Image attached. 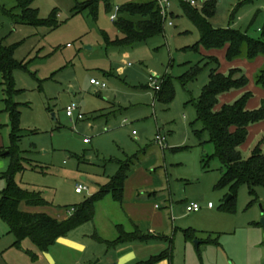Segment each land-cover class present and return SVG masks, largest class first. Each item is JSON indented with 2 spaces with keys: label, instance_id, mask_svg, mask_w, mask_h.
I'll list each match as a JSON object with an SVG mask.
<instances>
[{
  "label": "rangeland",
  "instance_id": "obj_1",
  "mask_svg": "<svg viewBox=\"0 0 264 264\" xmlns=\"http://www.w3.org/2000/svg\"><path fill=\"white\" fill-rule=\"evenodd\" d=\"M74 1L32 2L31 8L38 11L39 19L47 20L53 13L57 14V26L53 28L14 24V19L0 10V39L3 38L7 46L18 44L14 58L23 61L27 68V72L14 73L15 88L20 92L13 101L21 109L20 147L36 167L31 170L26 165L27 170L14 176L15 184L24 191L38 194L44 201L45 205L35 208L36 212L62 221L69 217L68 211L108 186L118 167L106 161L119 159L122 163L126 156L128 159L137 156L133 157L136 161L133 160L132 167L137 164L150 173L143 177L136 175L133 181L153 182L155 187L169 192L175 216L181 223L193 225L197 232L188 264H231L233 261L246 264L255 257L259 259V251L253 247L248 249L245 242L255 246L253 233L256 224L260 225L264 219V189H256L257 201L251 203L247 187L241 186L232 202L233 211L222 210L221 206L227 204L232 195L228 187L215 188L221 165L211 158L213 146L207 141V134L201 135L202 146L193 134L202 126L196 121L192 103L198 100L201 89L207 84L210 67H205L195 81L185 86L179 82L191 67L203 65L198 31L185 17L180 1L170 2L173 16L167 19L162 34L123 50L106 48L103 34L111 40L118 36L110 16L115 7L128 0H117L108 12L99 6L96 20L87 11L73 14ZM207 1L217 2L210 19L212 26L231 27L246 32L251 38L260 37L264 0H250L238 8V3L244 0H196L194 9L200 11ZM13 5V0H0V7L7 10ZM17 13V10L12 11V15ZM169 22L172 26L167 25ZM216 58L221 65L220 72L226 74L228 68L223 53L218 52ZM122 61L131 66L122 65ZM261 67L255 63L240 68L249 81L247 91L255 96L256 106L251 110L258 109L264 99V89L254 82ZM110 72L114 75L107 76ZM151 77L157 79L160 90L165 81H170V98L169 92L158 97L159 92L153 91L149 82ZM90 79L104 83L106 89L98 91L89 84ZM1 94L0 90V99ZM112 103L123 109L107 108ZM69 106L75 107L72 118L65 113ZM78 114L83 120L77 119ZM5 124L10 129V121L6 120ZM262 125L248 130L247 139L239 149L243 158H248L264 137V123ZM132 130L136 136L131 134ZM155 136L165 138L164 148L157 145ZM204 153L211 158L206 166L201 163ZM75 184L87 190L77 195ZM4 186L5 181L0 180V192ZM101 199L95 204L94 222L68 234L75 242L89 246L85 259L105 249V245L93 241V229L104 234L110 231L108 235L112 233L107 214L111 206L119 211L110 194ZM187 202L198 203L201 211L186 213ZM208 203L212 204V210L206 209ZM258 229L264 237L263 226ZM208 239L215 241L219 248L212 243L198 245ZM14 242L7 224L0 221V264H52L53 261L62 264L80 258L58 243L49 250V259L27 239L16 246ZM178 249L177 263L183 264L182 248Z\"/></svg>",
  "mask_w": 264,
  "mask_h": 264
},
{
  "label": "trees",
  "instance_id": "obj_2",
  "mask_svg": "<svg viewBox=\"0 0 264 264\" xmlns=\"http://www.w3.org/2000/svg\"><path fill=\"white\" fill-rule=\"evenodd\" d=\"M33 1L13 0L14 5L11 9L7 10L1 6L0 10L13 18L14 24L17 25L56 27L55 18L57 14L53 13L47 20L39 19L38 11L31 8ZM116 1L75 0L72 13L81 14L87 11L89 16L96 20L99 6L108 12ZM248 1L250 0L238 3L236 8L248 3ZM180 3L185 17L198 31L199 44L204 50L225 49L227 62L243 59L252 63L258 57L264 59V24L262 29L258 30L260 37L255 39L248 36L246 32L231 27L215 28L212 26L210 19L215 14L216 1L204 2L200 11L183 2ZM115 8L117 11L113 24L118 36L111 40L106 34H103L106 48L123 50L163 33L164 22L155 0H128ZM14 10L18 11L17 15H12ZM235 11L236 9L233 11L231 20ZM3 40V38L0 39V87L4 95V111L8 115L11 132L6 155L9 158V165L2 174L6 185L0 193V221L7 224L9 233L15 239V246L27 239L37 251L43 253L47 252L57 239L66 237L74 229L92 221L94 205L106 192L113 193L116 200L121 202V193L124 181L128 176L129 165L123 164L105 189L98 195L75 206L73 213L66 220L58 221L43 213L20 211L19 205L21 203L33 207L44 206L45 203L38 194L20 189L14 181V176L25 170V160L19 148L21 132L18 128L19 105L13 101V97L20 92L15 88L14 73L17 71L27 72V68L23 61H17L14 58L18 44L7 46ZM200 62H203L202 66L198 64L191 67L179 78V82L185 86L195 81L205 67H210L208 82L201 89L198 100L192 103L196 121L202 126L201 130L193 131V134L200 141L201 146L203 145L201 135L207 134V141L213 146L211 158H215L221 165L220 177L215 188L228 187L232 195L227 204L221 206V209L232 212V202L241 186L247 187L248 194L252 199L251 203L257 201L256 189H264V153L262 152L264 137L256 144L248 158H243L239 150L247 139L248 129L264 121V99L261 100L258 109L248 110L246 106L253 95L246 90L249 81L244 71L240 68H232L226 74L220 73L219 61L214 57H202ZM254 82L257 87L264 89V64L255 74ZM237 91H243L239 98L231 104L218 107L221 96ZM166 92H169L168 98H170L172 85L169 81L163 83L158 97H163ZM1 154L0 152V156ZM211 158L204 153L201 159L202 165L205 164L206 166ZM137 234L138 232L128 235L119 230L118 238L113 244L150 239L148 235L136 236ZM184 234L188 241L195 238V232L192 230L185 231ZM206 242L213 243V240L208 239ZM170 251H172V241H169V248L166 253L163 256L152 258L150 263L168 257Z\"/></svg>",
  "mask_w": 264,
  "mask_h": 264
},
{
  "label": "crops",
  "instance_id": "obj_3",
  "mask_svg": "<svg viewBox=\"0 0 264 264\" xmlns=\"http://www.w3.org/2000/svg\"><path fill=\"white\" fill-rule=\"evenodd\" d=\"M218 52L223 53V57L225 58V49L209 50V51H206L203 49V51H201V54H202L201 56L216 58V54ZM255 63L259 64V66L260 65L263 66L264 59L261 57H258L252 63H249L243 59L234 60L232 62H227L226 69L228 68L229 70L232 68H242V67L248 68ZM121 64L127 67L131 66L129 62H125V61H122ZM220 66L221 65L219 64V72H220ZM119 70L120 68L117 71L119 72ZM113 75H114L113 72H110L109 74H107V76H113ZM0 82H1V75H0ZM89 84H90V81H89ZM104 89H106V87ZM104 89H98V91L104 90ZM146 89H149V88L146 87ZM247 89H248V86L246 90ZM0 90L2 92L1 87H0ZM242 92L243 91L231 92V93L221 96L219 100L220 102L219 107H221L222 105L228 104V102L235 99ZM254 97L250 99L249 102L247 103L246 108L248 110L254 109V107L256 106L254 105V102H253ZM0 100L2 101V105L0 106V152L2 153L0 156V180H4L2 178V174H4V172L7 170V167L9 165V158H7L6 155L8 153L7 149L9 147V136L11 132V125H10V129H8V126L5 124L6 120H9V118L6 112L4 111L5 105L3 102L4 100L3 92L1 94ZM111 106L114 108L117 107L119 111L123 109L121 108L120 105L115 104V103L109 104L107 108ZM19 111L21 114L20 105H19ZM263 123L264 121L254 126H251L248 130L253 129V128H260L261 126H263L262 125ZM133 132L134 130H132L131 134ZM22 135H23V132L21 131L20 139ZM136 135L137 134L135 133V135L133 136H136ZM20 141L21 140H19V148L22 152V157L25 160V163H24L25 170L28 169L27 167H29V169L31 170H35L36 169L35 165L34 166L32 165L33 160L27 159L25 157L26 155L24 154V151H22L20 147ZM128 157L126 156V158L123 159L125 161H123L122 163H121L122 160H119V159H110L106 161L108 163L114 162L117 165L118 168L115 174L119 171V168L123 164H126V163L129 165V172L123 184V189L121 193V202H118L116 200L113 193L106 192L104 194V196L110 194L111 199L114 202H116L119 206L118 212H117V209L115 210L114 207L111 206L109 210L110 213L107 214L106 220H107L109 228L113 229V232L108 235L110 231L107 234H104V232L99 231L96 228V229H93L95 233L94 234L95 238L93 237L92 234H90L92 235L93 241L99 244L105 245V249L102 251H99L96 249L98 252H96V254H93L92 258L85 259V255H86V252L88 251L89 246L86 245L85 243H77L72 238L69 237L71 233L77 230H81L82 228H85L86 225H89L90 223L94 222L93 220L95 219V216L97 213L96 207L94 205V215H93L92 221L84 223L83 225L74 229L66 237H61L57 239L56 242L48 249L47 252H43V253H46L45 256H47V258L50 259V256L48 255L49 250L53 248L54 246H56V244L58 243L60 244L61 247L65 248L70 254H77L80 257L78 259L66 260L67 262L62 263V264H87V263L92 264V261L94 260H96L94 264H178L177 259L180 254V251L178 248L181 247L182 254H183V264L189 263L191 256L193 254V251L195 249V247L193 248V245H192L193 244L192 241L196 239V233H197L196 230L192 228L194 226L191 225L190 223H181L182 221L179 219V217L177 218L175 216V211L173 209L174 203L172 202L170 198L169 192L161 188L155 187V184L153 182L141 183L139 181L138 182L133 181V178H135L136 175L143 177L147 173H150V171L148 172L147 169L143 170L142 167L140 166L141 167L140 168L139 165L137 164L136 165L134 164L135 166L132 167L134 163L133 160L137 156H133L135 157L134 159L133 157L128 159ZM143 167L146 168L147 166L144 165ZM76 185L77 184H75V186ZM4 188L5 186L2 187L1 192L3 191ZM77 195H80V194H77ZM100 200L102 199L100 198L99 201ZM159 201L160 202L162 201L164 204L162 203L159 204L158 203ZM189 203L190 202H187L185 206H187ZM39 207H42V206H39ZM200 207L202 209V206ZM35 208H38V207L29 206L25 203H21L19 205V210L22 212L41 213V212H36ZM206 209L212 210L213 207L208 208L206 206ZM200 211H198L197 213H199ZM43 214L45 213L43 212ZM71 214L69 213V211L67 212V215H69V217L71 216ZM188 214H196V213H188ZM67 218L68 217H65L63 218V220H66ZM54 219H57V218H54ZM57 220L61 221L59 219ZM259 226H260L259 224L258 225L256 224L255 231L253 233L255 246L249 245L248 243L245 242V247H247L248 249L252 247L255 248L257 251H259V254L261 257L259 259L255 257V259L248 262L249 264H264V237L261 235L260 229H258ZM119 230H122V232L128 235L138 232L136 236L138 235L147 236L148 235L150 239L148 238V240H132V241L122 242L119 244H113L118 238ZM188 230L189 231L192 230L195 232V238L193 240H190V241L186 240L184 232ZM169 241H172V251L168 253L169 254L168 257L162 258L154 263H150V260L152 258H157L161 255L163 256L166 253V251L169 248ZM202 243L209 244L205 241V242H199L198 245ZM211 245L213 246L216 245V247L218 246L215 241H213ZM52 264H56V262L53 261ZM231 264H235L234 261Z\"/></svg>",
  "mask_w": 264,
  "mask_h": 264
},
{
  "label": "built area",
  "instance_id": "obj_4",
  "mask_svg": "<svg viewBox=\"0 0 264 264\" xmlns=\"http://www.w3.org/2000/svg\"><path fill=\"white\" fill-rule=\"evenodd\" d=\"M156 1V4L159 8V11H160V14H161V17L163 19V22L164 24L166 23L167 19L170 17L171 15V12H170V8H169V5H170V2L172 0H155ZM180 2H183L187 5H189L190 7H195L196 5V0H178ZM116 11H117V8H115V11H114V14H112L110 16V21H114L115 20V17H116ZM168 26H172V24L169 22L167 23ZM157 79H155L154 77H151L149 79V82L151 84V86L153 87V91L155 92H159L160 91V85L157 84L156 82ZM90 85L98 88V89H104L106 86L104 83H100L94 79H91L90 80ZM75 112V107L73 106H69L65 109V113H66V116L67 117H70L72 118L73 117V114ZM77 119L78 120H81L83 119V116L81 114H78L77 115ZM133 135H135V132L132 133ZM155 142L157 143V145H159L161 148H164L165 144V138L162 137V136H156L155 137ZM84 143H87L86 140H84ZM86 188L84 186H82L81 184H77L75 186V193L76 194H81L83 191H85ZM207 207L208 208H212V204L208 203L207 204ZM201 207L198 203H195V202H190L187 206H186V212L188 213H197L198 211H200ZM74 209H71L69 211V213H73Z\"/></svg>",
  "mask_w": 264,
  "mask_h": 264
},
{
  "label": "water",
  "instance_id": "obj_5",
  "mask_svg": "<svg viewBox=\"0 0 264 264\" xmlns=\"http://www.w3.org/2000/svg\"><path fill=\"white\" fill-rule=\"evenodd\" d=\"M230 199H231V196L228 197L227 202H228ZM260 225H262L263 228H264V219H262V220L260 221Z\"/></svg>",
  "mask_w": 264,
  "mask_h": 264
}]
</instances>
